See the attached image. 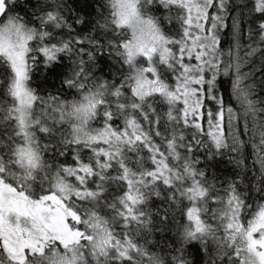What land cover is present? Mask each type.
<instances>
[{
	"label": "snow or ice",
	"instance_id": "snow-or-ice-1",
	"mask_svg": "<svg viewBox=\"0 0 264 264\" xmlns=\"http://www.w3.org/2000/svg\"><path fill=\"white\" fill-rule=\"evenodd\" d=\"M0 264H264V0H0Z\"/></svg>",
	"mask_w": 264,
	"mask_h": 264
},
{
	"label": "trees",
	"instance_id": "trees-1",
	"mask_svg": "<svg viewBox=\"0 0 264 264\" xmlns=\"http://www.w3.org/2000/svg\"><path fill=\"white\" fill-rule=\"evenodd\" d=\"M90 10V9H89Z\"/></svg>",
	"mask_w": 264,
	"mask_h": 264
}]
</instances>
